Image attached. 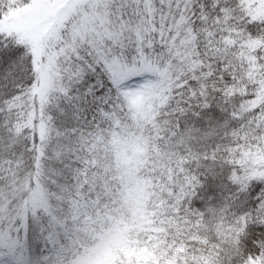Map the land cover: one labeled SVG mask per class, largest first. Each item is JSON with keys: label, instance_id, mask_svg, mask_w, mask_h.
<instances>
[{"label": "snow or ice", "instance_id": "snow-or-ice-1", "mask_svg": "<svg viewBox=\"0 0 264 264\" xmlns=\"http://www.w3.org/2000/svg\"><path fill=\"white\" fill-rule=\"evenodd\" d=\"M0 264H264V0H0Z\"/></svg>", "mask_w": 264, "mask_h": 264}]
</instances>
